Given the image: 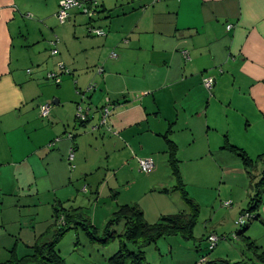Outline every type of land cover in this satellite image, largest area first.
Listing matches in <instances>:
<instances>
[{
  "label": "crops",
  "instance_id": "0c3cea01",
  "mask_svg": "<svg viewBox=\"0 0 264 264\" xmlns=\"http://www.w3.org/2000/svg\"><path fill=\"white\" fill-rule=\"evenodd\" d=\"M59 1L0 0V263L13 249L23 257L52 240L54 224H63L54 217L60 203L100 229L121 205H138L150 224L189 211L173 188V147L181 181L200 205L198 222L191 238L151 243L148 262L198 264L207 256L264 264L241 241L224 240L212 255L202 251L210 232L238 229L264 170V0H98L93 17L71 9L70 22L85 17L95 55H86L87 71L74 52L62 55L56 83L40 55L59 56L63 42L47 40L41 23L58 20ZM34 62L37 69L28 66ZM63 74L75 89L68 79L61 85ZM208 76L215 78L211 91L203 85ZM43 105L50 106L46 116ZM79 108L89 115L83 126ZM148 157L154 168L145 173L140 161ZM253 213L247 235L264 251V195Z\"/></svg>",
  "mask_w": 264,
  "mask_h": 264
},
{
  "label": "trees",
  "instance_id": "16d2710c",
  "mask_svg": "<svg viewBox=\"0 0 264 264\" xmlns=\"http://www.w3.org/2000/svg\"><path fill=\"white\" fill-rule=\"evenodd\" d=\"M87 120H89V115L86 116L85 120L79 121L83 126L88 122ZM76 121H78L77 114ZM69 137L73 139L74 135L70 133ZM233 150L238 153V156L246 167L253 165L252 160L245 151L237 148H233ZM71 153H73L74 157V148H71ZM175 154L176 150L171 147L169 151V165L171 166L172 173L176 177L177 182V185L173 188L182 193V198L188 205L189 211H182L176 215L162 216L159 221L150 224L146 221L144 212L138 205H121L113 212L105 227L100 229L91 223L89 216H87L88 214L85 212L79 209L65 208L60 203L59 206L54 208V217H56V220L62 217L63 224L58 226L54 224L52 240L43 243L38 241L31 247L32 250L30 254L23 257H18L13 249L11 250V257L9 260L0 264H68L65 258L60 254L57 246L61 239L73 229L84 231L89 242L93 244L107 246L114 242H118V249L109 258L110 264H150L146 258L145 249L150 246L151 243L172 235H181L185 238L193 237L194 227L198 222L200 205L189 195L185 189V184L181 181L177 167L178 159ZM258 160L264 163V155H260ZM253 188L255 194L250 196L246 209H243L236 219L238 229L234 233L228 235H219L218 233L210 232L207 235V254L214 251L222 240H232L234 242L241 241L245 249L253 251L259 259L264 260V251H260V247L247 235L249 221L256 217V214L253 212L258 210L264 195V170L262 172V177L253 184ZM229 205L230 202L225 203V206L228 207ZM121 225L122 228L118 231L117 227ZM210 234H214L218 237L217 245L214 249L209 248L208 236ZM210 263L239 264V262L230 263V261L226 259H222L221 261H210L206 256V260L203 264Z\"/></svg>",
  "mask_w": 264,
  "mask_h": 264
},
{
  "label": "rangeland",
  "instance_id": "374dc122",
  "mask_svg": "<svg viewBox=\"0 0 264 264\" xmlns=\"http://www.w3.org/2000/svg\"><path fill=\"white\" fill-rule=\"evenodd\" d=\"M36 19V18H32ZM40 20L41 19H37ZM42 27L46 28L47 30H44L45 36L47 40L55 37V35L62 41L63 43V52L55 57H49L48 50L47 54L44 57V54H41L40 57L43 59V65H45V69L47 72H54L58 70L57 62L61 61L60 57L66 53H75L74 56H76L77 62L79 67H83L86 71L89 70V65H87L90 60H87L86 62V55L90 56L91 58L94 57L95 51L91 50V41H88L86 38L92 40L93 38L87 37L85 35V17L79 16L76 21H67L64 25H61L58 20L53 18L51 22H42ZM85 31L83 34L81 32ZM46 52V51H45ZM97 55V54H96ZM63 61L68 64V60L63 58ZM29 67H34L37 69L38 67L35 65V62L31 65L28 63ZM97 68V67H96ZM95 68V71H96ZM78 70V69H77ZM70 77L68 74H63L62 79L63 83L61 85L63 86L65 81ZM71 78V77H70ZM73 79H68V87H73ZM49 82V86L55 84L50 80L46 81V83ZM93 83L99 84V81L97 79H94ZM72 85V86H71ZM56 87V86H55ZM85 87V88H84ZM58 88V87H56ZM64 87L62 91H65ZM80 88L83 89V91L88 90V85L81 84ZM75 89V85H74ZM89 92H85L83 95L80 96L79 102L82 103L84 98H89ZM79 97V94H78ZM52 100H50L51 102ZM49 102V103H50ZM93 107V106H92ZM137 167V166H136ZM135 168V166H134ZM136 169V168H135ZM138 169V168H137ZM137 171V170H136ZM138 173H141L138 169ZM123 177V172L121 173ZM259 180L258 178L255 180ZM122 183V180L119 181ZM245 207L247 206L244 205ZM115 207V205L111 204L107 207L108 212H111V210ZM97 221V220H96ZM98 224V221H97ZM121 226L117 227L118 231L121 230ZM224 241V240H222ZM72 243V245H71ZM233 244V243H232ZM225 245L224 243L220 242L219 248L223 247ZM27 249V248H26ZM57 249L60 251V254L65 258L66 262L68 264H110L109 263V257H111L114 252L118 249V242H114L107 246H100L98 244H93L89 242L87 235L84 234L80 230H70L58 243ZM202 251L206 253L207 246L205 248H202ZM214 251H212L209 255H212ZM232 251H238V250H232ZM27 253V252H26ZM130 264V263H129ZM152 264H159V262H153Z\"/></svg>",
  "mask_w": 264,
  "mask_h": 264
},
{
  "label": "built area",
  "instance_id": "2783aa9c",
  "mask_svg": "<svg viewBox=\"0 0 264 264\" xmlns=\"http://www.w3.org/2000/svg\"><path fill=\"white\" fill-rule=\"evenodd\" d=\"M98 0H60L59 1V9L56 13V17L59 20L60 23H66L67 21H70L71 19V15H70V10L71 9H80L82 11V13L86 14L88 17H93L94 13H96L95 7L97 4ZM232 27V25H228L227 28ZM90 33H92L93 35H104L105 31L99 29V28H95V27H90L89 28ZM57 50L52 51V54H56ZM183 54H185V56H188L187 51H183ZM113 57H117V54L114 52ZM60 67L62 68V65H60ZM66 72H68L65 69ZM48 78L55 81L56 83H60L61 82V78L58 75V73L56 72H50L48 73ZM215 84V78L208 76L206 78L203 79V85L209 90L211 91L214 87ZM95 87V86H94ZM93 88V87H90ZM42 109V115L46 116L48 114V111L50 110V106L49 105H43L41 106ZM109 114V109L105 108L103 111V119H102V124L106 123V118ZM86 116H88V114L83 111L81 108H79L77 110V117L85 120ZM58 140V139H56ZM73 157V153L70 154V158L72 159ZM140 167L141 170L143 172H148L153 168V161L151 158H144L140 161ZM229 203V202H228ZM241 222V221H240ZM217 241H218V237L214 234H210L208 236V242H209V248L210 249H214L217 245ZM206 260V257L203 256L200 258V261L198 264H203Z\"/></svg>",
  "mask_w": 264,
  "mask_h": 264
}]
</instances>
